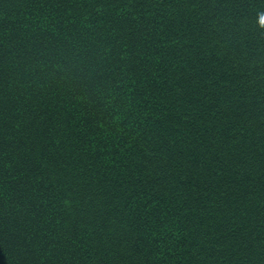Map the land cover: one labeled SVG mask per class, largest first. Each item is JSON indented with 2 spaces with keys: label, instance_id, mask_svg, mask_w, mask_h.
<instances>
[{
  "label": "trees",
  "instance_id": "1",
  "mask_svg": "<svg viewBox=\"0 0 264 264\" xmlns=\"http://www.w3.org/2000/svg\"><path fill=\"white\" fill-rule=\"evenodd\" d=\"M264 0H0V264H264Z\"/></svg>",
  "mask_w": 264,
  "mask_h": 264
},
{
  "label": "clouds",
  "instance_id": "2",
  "mask_svg": "<svg viewBox=\"0 0 264 264\" xmlns=\"http://www.w3.org/2000/svg\"><path fill=\"white\" fill-rule=\"evenodd\" d=\"M262 19H264V17H262Z\"/></svg>",
  "mask_w": 264,
  "mask_h": 264
}]
</instances>
